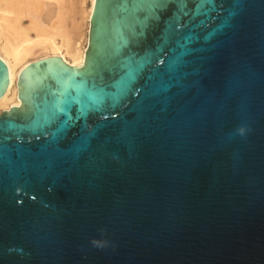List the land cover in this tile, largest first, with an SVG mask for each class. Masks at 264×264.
I'll list each match as a JSON object with an SVG mask.
<instances>
[{"label":"water","instance_id":"obj_1","mask_svg":"<svg viewBox=\"0 0 264 264\" xmlns=\"http://www.w3.org/2000/svg\"><path fill=\"white\" fill-rule=\"evenodd\" d=\"M90 22L84 66L0 113V264H264V0Z\"/></svg>","mask_w":264,"mask_h":264},{"label":"bare ground","instance_id":"obj_2","mask_svg":"<svg viewBox=\"0 0 264 264\" xmlns=\"http://www.w3.org/2000/svg\"><path fill=\"white\" fill-rule=\"evenodd\" d=\"M95 5L96 0H0V58L8 67L0 113L23 107L25 93L65 65L77 71L84 66ZM41 60L48 69L39 75Z\"/></svg>","mask_w":264,"mask_h":264},{"label":"clouds","instance_id":"obj_3","mask_svg":"<svg viewBox=\"0 0 264 264\" xmlns=\"http://www.w3.org/2000/svg\"><path fill=\"white\" fill-rule=\"evenodd\" d=\"M237 131L240 135H243L245 133V129L243 127L239 128Z\"/></svg>","mask_w":264,"mask_h":264},{"label":"rangeland","instance_id":"obj_4","mask_svg":"<svg viewBox=\"0 0 264 264\" xmlns=\"http://www.w3.org/2000/svg\"><path fill=\"white\" fill-rule=\"evenodd\" d=\"M42 60H43V59H42ZM42 60H41V61H42ZM8 110H10V109H8ZM5 111H6V110H5Z\"/></svg>","mask_w":264,"mask_h":264}]
</instances>
